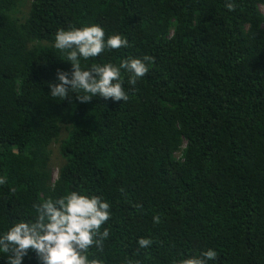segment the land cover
<instances>
[{"label": "trees", "instance_id": "trees-1", "mask_svg": "<svg viewBox=\"0 0 264 264\" xmlns=\"http://www.w3.org/2000/svg\"><path fill=\"white\" fill-rule=\"evenodd\" d=\"M227 2L0 0V232L33 204L86 190L111 204L109 239L88 253L101 264H173L208 248L215 264H264V0ZM93 23L129 47L82 65L148 55V73L134 86L122 77L124 102L53 99L48 82L71 71L56 30ZM24 264H39L32 250Z\"/></svg>", "mask_w": 264, "mask_h": 264}, {"label": "clouds", "instance_id": "clouds-1", "mask_svg": "<svg viewBox=\"0 0 264 264\" xmlns=\"http://www.w3.org/2000/svg\"><path fill=\"white\" fill-rule=\"evenodd\" d=\"M229 11L235 4L229 0L225 4ZM54 47L70 62L71 71L59 69L56 82H48V94L60 101L75 94L81 103L89 102L93 96L113 101H127L123 76L134 86L146 76L154 58H122L119 64L112 62L82 65V61L98 57L105 51L129 47V41L120 33L108 35L98 24L82 27L58 28L55 32ZM57 177V176H56ZM55 177V179H56ZM5 183L0 176V185ZM34 215L12 223L6 231L0 232V256L5 264H24L28 251L32 250L39 264H101L98 259H89V249H103L109 239L108 227H103L111 218V204L103 195L88 194L86 190H71L58 197H49L33 204ZM154 222L159 218L154 217ZM140 248H149L151 238L138 237ZM218 253L212 248L181 259L173 264H215Z\"/></svg>", "mask_w": 264, "mask_h": 264}, {"label": "rangeland", "instance_id": "rangeland-1", "mask_svg": "<svg viewBox=\"0 0 264 264\" xmlns=\"http://www.w3.org/2000/svg\"><path fill=\"white\" fill-rule=\"evenodd\" d=\"M260 12L264 15V6H260ZM62 163L63 160L59 155V144L54 143L51 146V169L53 179H55V177L57 176L58 167Z\"/></svg>", "mask_w": 264, "mask_h": 264}]
</instances>
